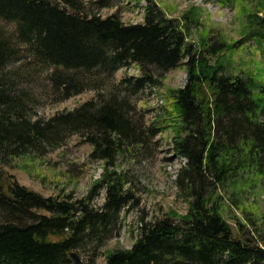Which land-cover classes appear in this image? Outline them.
Here are the masks:
<instances>
[{
  "label": "trees",
  "instance_id": "trees-1",
  "mask_svg": "<svg viewBox=\"0 0 264 264\" xmlns=\"http://www.w3.org/2000/svg\"><path fill=\"white\" fill-rule=\"evenodd\" d=\"M112 1L0 0V19L12 23L14 39L51 68L57 100L93 93L36 117L17 72L6 67L13 50L0 31V264H70L69 252L104 245L118 215L136 203L126 174L113 169L117 156L146 152L166 130L171 153L182 160L174 185L186 209L140 219L130 246L108 249L102 264H264V238L247 229L252 221L241 204L245 189L264 177V73L233 64L242 44L264 43V0H216L237 11V40L201 20L196 6L175 17L155 0H115L141 9L140 22L126 23L116 9L98 12ZM129 65L137 75L114 78ZM178 67L183 84L164 88L162 110L146 122L132 98L163 85ZM69 135L89 145L88 156L102 166L84 196H43L2 170L62 146ZM94 190L102 196L97 207L89 203ZM229 203L243 218L228 216Z\"/></svg>",
  "mask_w": 264,
  "mask_h": 264
},
{
  "label": "rangeland",
  "instance_id": "rangeland-1",
  "mask_svg": "<svg viewBox=\"0 0 264 264\" xmlns=\"http://www.w3.org/2000/svg\"><path fill=\"white\" fill-rule=\"evenodd\" d=\"M167 15L179 16L189 6L200 8V18L215 28H227L228 39H239L237 11L228 6H220L216 0H155ZM140 4H143L141 1ZM93 7V6H92ZM118 10L121 19L126 23L141 21V9L133 5L120 4L112 1L111 7L102 8L98 12L102 15ZM0 31L6 36L9 46L13 50L12 57L6 67L17 72L18 86L25 90L31 101V110L36 117H47L57 111L71 109L80 102L92 96V91L74 95L64 100H57V94L51 88L48 74L51 68L33 60L26 44L14 39L12 23L0 19ZM214 36L218 38L215 32ZM194 30L190 29L188 39H194ZM235 70H259L264 73V43L242 44L233 57ZM133 65L122 67L114 78L137 75ZM184 70L181 67L167 71L162 80L163 85H157L149 91L143 90L136 94L131 103L137 113H143L146 122L153 119V115L163 108V90L167 86H181L184 81ZM264 118V116H263ZM169 133L164 131L154 137L153 143L147 144L146 152L137 151L131 154L117 156L113 169L124 172L128 186L136 199V203L127 207L117 217L115 230L103 241L104 245L92 250L75 251L83 264H102L104 252L111 248H127L133 241L140 219L150 220L161 215L168 209L184 212L186 204L177 196L174 176L182 163L169 149ZM90 146L82 143L78 136L69 135L62 146L52 149L43 155L31 158L13 160L2 170L12 176L19 184L40 193L43 196L70 193L73 198L84 196L91 188L93 181L101 173V163L88 156ZM101 192L92 191L89 197L90 205L97 207L101 203ZM241 204L248 212L252 224H247L253 234L264 238V177L256 186L246 188L241 194ZM228 216L231 213L243 218L232 203H229ZM38 213L44 214L39 210ZM244 220V219H243ZM241 222V219L239 220ZM233 226V222H231ZM234 230V227H232Z\"/></svg>",
  "mask_w": 264,
  "mask_h": 264
},
{
  "label": "water",
  "instance_id": "water-1",
  "mask_svg": "<svg viewBox=\"0 0 264 264\" xmlns=\"http://www.w3.org/2000/svg\"><path fill=\"white\" fill-rule=\"evenodd\" d=\"M71 263L70 264H83L79 255L75 251H71L68 253Z\"/></svg>",
  "mask_w": 264,
  "mask_h": 264
}]
</instances>
